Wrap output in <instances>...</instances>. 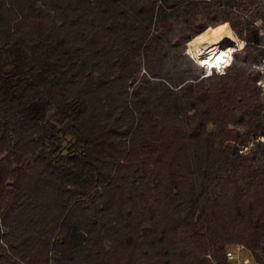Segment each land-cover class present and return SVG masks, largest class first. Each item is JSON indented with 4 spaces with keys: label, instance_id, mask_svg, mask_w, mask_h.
<instances>
[{
    "label": "trees",
    "instance_id": "obj_1",
    "mask_svg": "<svg viewBox=\"0 0 264 264\" xmlns=\"http://www.w3.org/2000/svg\"><path fill=\"white\" fill-rule=\"evenodd\" d=\"M260 29L264 0H0V264H264Z\"/></svg>",
    "mask_w": 264,
    "mask_h": 264
},
{
    "label": "built area",
    "instance_id": "obj_2",
    "mask_svg": "<svg viewBox=\"0 0 264 264\" xmlns=\"http://www.w3.org/2000/svg\"><path fill=\"white\" fill-rule=\"evenodd\" d=\"M264 33L263 30L260 29V35L264 39ZM261 48L263 50L262 56L258 59V61L254 65L255 72L257 74V80L256 85L260 91L261 96L264 98V87H261V82L264 81V71H261L260 69L264 67V41L261 45ZM234 48H227L224 49V59L223 62L220 63L219 69L217 67H211L210 65L203 64V62H200L195 56L191 55L189 52L188 54L203 68L204 70V76H208L212 73L215 74H223L225 71V68L230 64L227 63L228 57L227 53ZM236 51V50H235ZM234 51L231 52V60H232V54ZM226 65V66H225ZM210 69V72H209ZM226 258L229 261L230 264H259V262L255 261L251 255L246 251L243 245L241 244H234L226 251Z\"/></svg>",
    "mask_w": 264,
    "mask_h": 264
},
{
    "label": "bare ground",
    "instance_id": "obj_3",
    "mask_svg": "<svg viewBox=\"0 0 264 264\" xmlns=\"http://www.w3.org/2000/svg\"><path fill=\"white\" fill-rule=\"evenodd\" d=\"M226 32L229 31H226L223 25L215 28H209L201 34V39L192 45L193 50H197V52H199L203 64L214 67L218 60L223 62L224 54L221 49L222 45L235 42L233 34L230 32L231 35H225L224 33Z\"/></svg>",
    "mask_w": 264,
    "mask_h": 264
},
{
    "label": "rangeland",
    "instance_id": "obj_4",
    "mask_svg": "<svg viewBox=\"0 0 264 264\" xmlns=\"http://www.w3.org/2000/svg\"><path fill=\"white\" fill-rule=\"evenodd\" d=\"M222 26V25H221ZM224 26V29L227 31V27L225 26V25H223ZM231 27V26H230ZM231 30H232V28H231ZM230 32V31H229ZM232 34H233V36H234V38H235V42L234 43H232V42H230V43H226V44H223L222 45V47H221V49H222V51H224V49H227V48H234L235 50H238L239 49V45H240V43H243L244 44V42H242L241 40H239L238 38H237V36L235 35V33L233 32V30H232V32H231ZM201 39V35H200V37H199V40ZM198 40V41H199ZM197 41V42H198ZM192 45H193V42H192V44H191V46H189V44L187 45V53H191V55H193V56H195L196 58H198V60H200L201 62H202V58H201V56H200V54H199V52H197V50H193V48H192ZM224 48V49H223ZM202 49V48H201ZM206 51V50H205ZM206 53V52H205ZM204 55V54H203Z\"/></svg>",
    "mask_w": 264,
    "mask_h": 264
},
{
    "label": "clouds",
    "instance_id": "obj_5",
    "mask_svg": "<svg viewBox=\"0 0 264 264\" xmlns=\"http://www.w3.org/2000/svg\"><path fill=\"white\" fill-rule=\"evenodd\" d=\"M224 34H225V35H231L230 32H226V33H224ZM262 35H264V33H262ZM239 47H240V48H243V47H244V44H243V43H240ZM232 51H235V49L230 50V51L226 54L227 57H228V61H227V63H230V62H231V52H232ZM220 63H221V61L218 60L214 66L217 67V68L219 69V65H220ZM225 66H226V65H225ZM260 70H261V71H264V67H262ZM209 72H210V69H209ZM261 87H264V81L261 82Z\"/></svg>",
    "mask_w": 264,
    "mask_h": 264
},
{
    "label": "crops",
    "instance_id": "obj_6",
    "mask_svg": "<svg viewBox=\"0 0 264 264\" xmlns=\"http://www.w3.org/2000/svg\"><path fill=\"white\" fill-rule=\"evenodd\" d=\"M239 49H240V47H239Z\"/></svg>",
    "mask_w": 264,
    "mask_h": 264
}]
</instances>
